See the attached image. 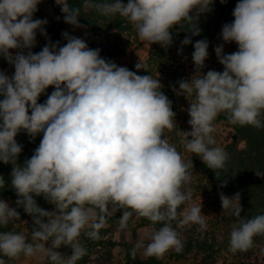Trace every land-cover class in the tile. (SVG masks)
Returning <instances> with one entry per match:
<instances>
[{
	"label": "clouds",
	"instance_id": "clouds-1",
	"mask_svg": "<svg viewBox=\"0 0 264 264\" xmlns=\"http://www.w3.org/2000/svg\"><path fill=\"white\" fill-rule=\"evenodd\" d=\"M40 3L0 0V57L14 66L11 76L0 71V162L12 165L10 186L18 197L16 208L0 199V229L20 220L17 208L21 207L34 224L30 235L0 231V264L22 258L78 264L87 255L82 238L98 240L99 230L118 211L122 230L134 217L154 226L134 245L133 258L140 249L156 259L169 251L181 252L179 230L193 225L204 230L207 222L202 206H185L192 199L185 186L191 181L193 164L185 162L165 136L177 124L172 101L161 91L163 85L150 74L138 75L102 58L100 49L89 48L84 39L66 31L63 46L49 40L33 53L37 32L47 37V20L33 18ZM57 3L64 22L75 28L84 27L79 22L83 8L103 17H121L141 41L167 48L173 43L175 26L187 24L191 36L200 35L196 21L212 10L214 0ZM232 15L234 20L222 26L220 36L224 43L235 42L238 50L225 54L223 44L214 48L224 70L202 71L209 42L197 40L194 73L178 82V90L173 88L189 101L191 130L182 131V143L217 177L229 160L213 136L217 118L223 114L232 125L264 129V0H238ZM191 36L181 41V53L192 43ZM136 69L147 71L142 62ZM50 86L54 90L39 103ZM21 132L32 139L42 134L39 146L23 164L18 163L23 146L16 140ZM5 185L0 176V189ZM219 195L223 211L237 218L229 249L246 252L255 237L264 236V213L246 219L241 217L239 193ZM40 196L54 209L38 206L34 197ZM62 246L69 247L71 255L58 251Z\"/></svg>",
	"mask_w": 264,
	"mask_h": 264
},
{
	"label": "rangeland",
	"instance_id": "rangeland-1",
	"mask_svg": "<svg viewBox=\"0 0 264 264\" xmlns=\"http://www.w3.org/2000/svg\"><path fill=\"white\" fill-rule=\"evenodd\" d=\"M60 5L57 0H41L38 5V11L34 14V19H46L48 25L54 20V13L56 8ZM231 23V22H225ZM224 22H214L211 25L214 41L209 42L208 58L205 61V67L202 69L204 73L209 70H216L222 72L223 65H221L217 59L214 48L217 45H224V53L231 54L238 50V46L235 42L224 43L220 33ZM45 28V25H44ZM68 32L70 35L84 39L85 42L103 43L104 35L95 36L91 34L85 28H75L72 25L65 24L61 31ZM48 43V36L45 37L37 32L36 45L31 49L33 53H38ZM158 45L149 44L141 41L138 35L132 34L131 36H125L121 42V53L114 59V62L118 66L128 67L133 66L136 68L138 63H143L146 68L149 67L148 59L155 58V50H158ZM15 54L16 50H12ZM27 50H25L26 53ZM193 49H189L188 52L182 50V53L173 49L170 53V62L163 60L165 65L171 72L175 71V74L169 73L166 69L161 67H155L152 69L151 75L154 78H159L160 83L165 86L169 85L172 88L179 89L178 82L182 79H190L194 73L195 65L192 60ZM151 65V62H150ZM142 70V69H140ZM6 74L11 76L14 73V67L9 64L4 70ZM51 87L47 96L53 91ZM177 95V94H176ZM178 100L172 110L175 112V121L177 126L172 131L165 132L166 138L169 142L176 146L177 150L182 155L185 162H192L193 168L189 169L191 172V181L186 185V189L192 193V199L185 206H202V213L206 215L205 219L207 227L204 230H200L199 226L193 225L192 227H185L180 231V238L182 241L191 239L194 241H205L206 248L201 245L202 250L198 251V260H202V264H240L244 255L249 251L250 257L249 263L262 264L264 263V237H255L254 246L246 252L233 253L229 249V234L232 225L235 223L233 215L230 212L223 211L220 201V191L215 190V185H210L206 176L202 174L199 168L201 159L199 156L186 151L184 144L182 143L183 134L182 131H190V125L188 120L190 119L187 108L189 107L188 99L183 95H177ZM29 114H31L29 112ZM223 115V114H222ZM225 116V115H223ZM219 116L215 122V132L213 136L216 139L217 146L223 147L229 144L232 139L233 130L230 124ZM21 132L16 138L24 135ZM224 194V193H223ZM226 195V194H224ZM229 196V195H226ZM231 197V196H229ZM185 206H182L185 207ZM54 209L52 204L49 205L48 210ZM119 215L118 213L108 218L105 225L99 230L100 238L98 240H90L82 238V242L87 248V255L84 256L78 263L88 261L90 264H126L125 253H127V246L136 243L138 240L145 238L151 231L154 230V226L145 218L134 217L129 220L128 227L126 229H120L119 227ZM12 231L22 232L25 235H30V222L28 219L20 220L14 224H11ZM201 232L200 235L198 233ZM147 242V241H146ZM113 244L110 248L109 245ZM197 245V244H196ZM126 246V247H125ZM195 249V250H194ZM191 253L186 254L181 259H173V251H169L162 258L166 264H194V252L198 249L195 247ZM62 254L71 255V249L67 246H62L58 249ZM205 255V256H204ZM47 261L46 258H29L20 259L18 261H11L10 264H43ZM248 260H245L247 263Z\"/></svg>",
	"mask_w": 264,
	"mask_h": 264
},
{
	"label": "trees",
	"instance_id": "trees-1",
	"mask_svg": "<svg viewBox=\"0 0 264 264\" xmlns=\"http://www.w3.org/2000/svg\"><path fill=\"white\" fill-rule=\"evenodd\" d=\"M123 3H127V0H122ZM70 4L80 6L82 5V0H69ZM238 3V0H226V3L222 4L220 0H214L212 5V10L206 13H203L199 16L196 21L197 26L199 27L200 35L191 36V33L186 31L189 26L187 24H182L181 26H175L171 29L173 43L171 46L164 48L158 45V50H155V58L152 56L148 59L149 67L144 69L137 70L133 66H128L127 68L131 71L137 72L138 75H151L152 69L155 67H161L163 70H167L171 74H175V71L171 72L170 69L165 65L163 60L170 62V53L173 49L180 50L181 41L186 36H191L192 43L186 46H183V50L188 52L189 49H193V45L197 40L207 39L208 42H213V31L211 25L216 22H232L234 17L232 12ZM81 25L87 29L91 34L95 36L104 35L103 43L95 42H86L91 49H100V55L102 58L112 60L116 59L121 53V42L125 36H131L136 32L131 27V25L121 17H103L97 14L92 10H86L81 8V17L79 18ZM66 23L64 22V14L61 11V7L56 8L54 13V20L48 25H45V31L49 40L52 43H57L63 46L67 41L61 35L63 26ZM212 31V32H211ZM151 62V65H150ZM9 63L3 58L0 57V71H3ZM13 66V65H12ZM14 67V66H13ZM51 86L47 89L46 94H42L39 98V103H44L47 99V92ZM175 88V87H174ZM177 88V85H176ZM175 88V89H176ZM177 90V89H176ZM161 91L172 101V108L175 106L178 100L176 92L173 91V88L169 85L162 87ZM220 118L225 119L228 123L226 116L221 115ZM231 129L233 130V135L231 142L226 144L222 148L229 154V160L227 162L226 169L221 171L220 175L217 177L216 173L209 169L202 161L199 165L200 171L206 176V179L210 185H215V190L220 191L226 195L234 196L236 193L240 194V205L243 209L241 212V217L252 218L258 214L264 213V177H258L255 172L264 173V129H257L251 126H238L232 125ZM42 139V134L35 137V139L30 138L26 133L18 138L17 142L23 146L22 152L18 157V163L23 164L25 160L31 158L34 153V150L39 146L40 140ZM11 164H4L0 162V176H3L6 185L4 189H0V199L6 200L9 203L10 207L16 208V200L18 197L15 194V191L11 188ZM227 181L226 186L221 187L224 181ZM37 201L38 206L48 210L50 203H48L42 196L34 197ZM17 211L20 213V217L23 219H28L30 222V231L34 227L32 217L24 212L23 208H17ZM120 216L122 213L117 212ZM235 223L237 218L234 217ZM156 225L155 227H159ZM175 226V225H174ZM11 224L7 229H0V231L10 230ZM201 232L198 233L200 235ZM264 237V236H258ZM192 241L191 239L183 241V250L179 253L173 251V259H181L186 254L192 252L196 247L198 250L194 252V264H202L204 258L198 260V251L202 250L203 245L205 248V241ZM136 243L127 246V253H125L126 264H166L163 259H156L155 257H147L143 253V249L137 251L135 258L132 257L131 250L133 249ZM197 244V245H196ZM113 244H110L111 248ZM126 247V246H125ZM195 250V249H194ZM251 252H247L243 261L240 264H252L249 263V257ZM205 256V255H204ZM245 260H248L247 263ZM88 261H83L78 264H86ZM43 264H49L46 261ZM264 264V263H262Z\"/></svg>",
	"mask_w": 264,
	"mask_h": 264
},
{
	"label": "crops",
	"instance_id": "crops-1",
	"mask_svg": "<svg viewBox=\"0 0 264 264\" xmlns=\"http://www.w3.org/2000/svg\"><path fill=\"white\" fill-rule=\"evenodd\" d=\"M86 264H90V262H87ZM92 264H94V263H92Z\"/></svg>",
	"mask_w": 264,
	"mask_h": 264
}]
</instances>
